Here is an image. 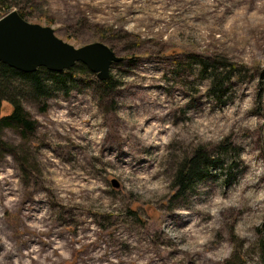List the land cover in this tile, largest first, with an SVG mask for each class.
I'll return each instance as SVG.
<instances>
[{
  "label": "rangeland",
  "instance_id": "rangeland-1",
  "mask_svg": "<svg viewBox=\"0 0 264 264\" xmlns=\"http://www.w3.org/2000/svg\"><path fill=\"white\" fill-rule=\"evenodd\" d=\"M13 9L121 59L110 91L80 73L45 112L23 101L33 133L3 130L0 264H264V0H32L0 17ZM223 58L237 70L216 95ZM198 148L214 165L179 196Z\"/></svg>",
  "mask_w": 264,
  "mask_h": 264
},
{
  "label": "trees",
  "instance_id": "trees-1",
  "mask_svg": "<svg viewBox=\"0 0 264 264\" xmlns=\"http://www.w3.org/2000/svg\"><path fill=\"white\" fill-rule=\"evenodd\" d=\"M12 2L18 5L23 2L25 5L31 3L32 0H0V9H9ZM31 5L42 17H47L45 14L47 12L41 4L32 3ZM18 13L24 18L22 12ZM217 62L218 64L207 67L210 69L208 75L211 88L216 95L226 82L231 81L237 70L236 64L224 58ZM219 67L226 71L218 72ZM80 73L94 75L82 63H76L71 68L60 72L50 71L44 67H39L32 72H23L0 62V154H14L16 151V147L3 138L4 129H12L22 137H27L35 130L36 122L25 110L23 101L38 102L42 111L45 112L47 100L54 95V92L60 90L63 95H68L76 84V76ZM95 82L103 91H110L115 83L112 78L106 80L95 78ZM213 163L214 161L200 148L186 157L175 174L176 193L182 196L189 192L192 182L203 180L208 175L209 169L213 167Z\"/></svg>",
  "mask_w": 264,
  "mask_h": 264
},
{
  "label": "water",
  "instance_id": "water-1",
  "mask_svg": "<svg viewBox=\"0 0 264 264\" xmlns=\"http://www.w3.org/2000/svg\"><path fill=\"white\" fill-rule=\"evenodd\" d=\"M120 59L102 42L76 47L58 37L52 27L28 22L14 9L0 17V62L17 70L44 67L60 72L82 63L99 80H106L111 64Z\"/></svg>",
  "mask_w": 264,
  "mask_h": 264
}]
</instances>
